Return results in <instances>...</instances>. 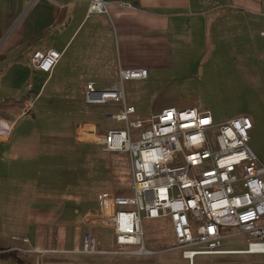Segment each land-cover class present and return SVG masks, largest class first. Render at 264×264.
I'll return each mask as SVG.
<instances>
[{
  "label": "rangeland",
  "instance_id": "obj_1",
  "mask_svg": "<svg viewBox=\"0 0 264 264\" xmlns=\"http://www.w3.org/2000/svg\"><path fill=\"white\" fill-rule=\"evenodd\" d=\"M29 3L0 39V121H16L12 118L21 114V105L25 101L21 95L30 84L33 108L16 121L14 142L24 145L21 148L29 146L33 151L11 152L10 146L15 143L0 146V173L3 170L7 173L0 174V202H3L4 193L6 198L10 193L22 201L29 200L28 194H36L50 200L54 207L65 208L62 219L66 224L64 244L59 245L56 239L45 242L40 246L48 253L36 254L32 263L188 264L182 259L181 249L177 248L167 220H143L144 245L150 252L147 255L139 254L138 247L116 245L112 225L99 221L83 223L85 217L96 213L102 195H132L131 162L125 152L103 153L98 145L72 144L75 139L72 125L79 121L98 122L105 129L122 128L123 123L108 118L120 107L112 103L87 105L83 89L88 78L73 75L74 62L63 69L65 74L59 72L66 61L70 62L72 50L87 40L86 29L72 38L68 45L70 54L54 68L49 79L47 74L32 68L31 45L23 52H18L20 48L8 51L9 56L19 53L20 64L7 67L11 63L1 60L2 56L5 58L4 44L10 43L17 24L28 15ZM213 25L220 32L206 37L205 29L200 31L198 28L193 43L186 45L185 37L181 38L180 57L174 59L176 64L168 75L152 82L124 81L126 102L137 107L139 116L153 113L163 104L178 109L190 106L209 110L215 123L247 116L251 121L248 145L264 165V38L258 34L264 27L247 29L243 24L230 29L228 21L218 19L212 22ZM21 27L22 24L18 30ZM47 40L57 50L65 43L56 33L48 35ZM257 44L262 48L255 51ZM185 56L188 57L186 65ZM12 96L19 98V103L5 98ZM143 104L148 105L146 111L141 110ZM17 158L26 159V163L16 167L13 159ZM85 233L96 239L95 253L81 251ZM221 234L225 236L221 247L225 254L199 255L194 258V264H264V254L243 253L247 235L228 227L222 228Z\"/></svg>",
  "mask_w": 264,
  "mask_h": 264
},
{
  "label": "built area",
  "instance_id": "obj_2",
  "mask_svg": "<svg viewBox=\"0 0 264 264\" xmlns=\"http://www.w3.org/2000/svg\"><path fill=\"white\" fill-rule=\"evenodd\" d=\"M88 11L106 13V3L91 0ZM259 36L264 38V29ZM61 57L55 49L35 51L30 63L50 75ZM145 78V69H119L112 86L98 89L87 83L84 87L87 105H118L119 110L108 118L123 124L105 129L98 122H79L74 126L75 140L98 145L103 153H128L132 195H102L96 213L83 223L112 225L116 245L138 247L139 254L147 255L143 220H167L188 264H194L199 255L225 254L221 231L226 227L248 236L244 254H264V165L248 145L250 118L238 116L215 123L209 110L195 107H167L139 116L126 102L123 83ZM31 89L29 84V93ZM33 103L25 99L22 116L32 111ZM8 251L24 252L21 248ZM81 251L96 252L92 234L82 236Z\"/></svg>",
  "mask_w": 264,
  "mask_h": 264
},
{
  "label": "crops",
  "instance_id": "obj_3",
  "mask_svg": "<svg viewBox=\"0 0 264 264\" xmlns=\"http://www.w3.org/2000/svg\"><path fill=\"white\" fill-rule=\"evenodd\" d=\"M29 1V13L17 24L11 36L12 41L10 39V43L4 44L6 46L2 49L5 58L2 56L1 60L9 61L11 64L7 67L14 68L20 64L19 53L9 56L10 50L17 51L20 48L18 52H23L28 45H31L32 54L35 51L55 49L47 37L56 33L65 41L61 50L55 49L62 53L55 66L58 68L69 53L68 45L72 38L86 29L87 40L72 50L70 62L66 61L59 72L65 74L63 69L74 62L75 66L71 68L73 75L80 79L88 78L86 84L94 83L98 89L115 84L119 69H145L147 78L143 81L147 82L168 75L176 64L174 59L178 60L180 57L181 38L185 37L186 45L193 43L198 28L200 31L205 29L206 37L220 32V29H214L215 25L220 24L215 22L212 27V22L217 19L225 23L228 21L230 29L243 24L247 29H252L253 26L264 27V0H103L106 3V13H90L88 9L91 0H0V39L11 23L18 20ZM25 18H28L27 21ZM21 24L22 27L18 30ZM262 29L264 28L260 30ZM255 47V51L262 48L258 44ZM187 58L185 56V65ZM50 75L47 74L48 79ZM26 90L23 95L20 94L21 98H30L32 92ZM5 98L15 99V102L19 99L13 96ZM163 105L150 114L174 107ZM133 106L139 114L140 111ZM146 109L148 105L143 104L141 110ZM18 115L12 119L17 121L24 116L20 113ZM16 121H0V146L15 143L10 146L11 152L21 153L19 149L33 151L29 146L21 148L24 145L14 142ZM79 122L73 123V131ZM72 144L92 145L79 143L75 139ZM17 159H13L16 167L20 163H26V159ZM0 174L4 176L7 173L3 170ZM6 195L8 198L4 193L3 202H0V264H33L31 259L36 258L33 251L46 250L40 245L54 239L59 245L64 244L66 224L62 217L65 208L54 207L49 203L50 200L48 202L36 194H28L29 200L24 201L17 195ZM22 239H27V242ZM14 248H21L24 252L8 251ZM11 252L14 254H9Z\"/></svg>",
  "mask_w": 264,
  "mask_h": 264
},
{
  "label": "trees",
  "instance_id": "obj_4",
  "mask_svg": "<svg viewBox=\"0 0 264 264\" xmlns=\"http://www.w3.org/2000/svg\"><path fill=\"white\" fill-rule=\"evenodd\" d=\"M9 254H14L13 252L9 253Z\"/></svg>",
  "mask_w": 264,
  "mask_h": 264
}]
</instances>
